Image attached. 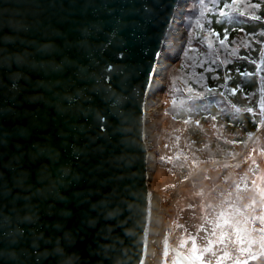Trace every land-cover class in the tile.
I'll return each instance as SVG.
<instances>
[{"label": "water", "instance_id": "obj_1", "mask_svg": "<svg viewBox=\"0 0 264 264\" xmlns=\"http://www.w3.org/2000/svg\"><path fill=\"white\" fill-rule=\"evenodd\" d=\"M186 2L0 0V264H143L145 115Z\"/></svg>", "mask_w": 264, "mask_h": 264}, {"label": "trees", "instance_id": "obj_2", "mask_svg": "<svg viewBox=\"0 0 264 264\" xmlns=\"http://www.w3.org/2000/svg\"><path fill=\"white\" fill-rule=\"evenodd\" d=\"M183 24L186 42L168 70L163 112L188 124L182 134L193 159L158 160L181 180L239 157L264 124V0H189ZM161 133L168 136L166 126Z\"/></svg>", "mask_w": 264, "mask_h": 264}, {"label": "rangeland", "instance_id": "obj_3", "mask_svg": "<svg viewBox=\"0 0 264 264\" xmlns=\"http://www.w3.org/2000/svg\"><path fill=\"white\" fill-rule=\"evenodd\" d=\"M164 91L148 120L155 164L151 189L164 226L153 252L157 264H195L194 252L206 264L264 263V124L239 157L193 168L181 180L178 172L158 164L159 157L177 154L189 165L193 159L182 134L188 124L177 125L163 112ZM164 126L167 137L158 134Z\"/></svg>", "mask_w": 264, "mask_h": 264}, {"label": "bare ground", "instance_id": "obj_4", "mask_svg": "<svg viewBox=\"0 0 264 264\" xmlns=\"http://www.w3.org/2000/svg\"><path fill=\"white\" fill-rule=\"evenodd\" d=\"M183 33L181 30H179V21L175 22L174 29L169 34V41L164 49V53L166 56H173L177 53V50H179V46L181 45ZM168 57H166L162 65H165L167 62ZM160 66V65H158ZM165 75L164 68H160L157 70L155 75V81L157 80L158 83H161L159 81L160 78H163ZM158 95V94H157ZM156 102L153 104L152 101L147 105V111L145 118H150L156 111ZM148 124V121L145 122V124ZM151 146V145H150ZM153 149V147L151 146ZM151 165H154V161L152 159ZM163 224H162V215L159 213V199L156 192L153 190L150 193V214H149V220L147 225V239H146V251L144 255V261L143 264H157L158 257L154 256V249L156 246L160 244L161 238H162V230H163Z\"/></svg>", "mask_w": 264, "mask_h": 264}, {"label": "built area", "instance_id": "obj_5", "mask_svg": "<svg viewBox=\"0 0 264 264\" xmlns=\"http://www.w3.org/2000/svg\"><path fill=\"white\" fill-rule=\"evenodd\" d=\"M162 68V67H161ZM158 69H160V68H157V70ZM164 71H165V75H164V77L163 78H160L159 79V81L161 82V83H159V85L160 84H163L164 82H165V77H166V69L164 68ZM157 81V80H156ZM157 83H158V81H157ZM157 90V89H156ZM158 94V95H157ZM159 96H160V92H155V96H154V100L152 101V103L154 104L155 102H156V107L158 108V106H159V101H157L158 100V98H159ZM157 110V109H156ZM149 120V119H148ZM147 120V121H148ZM146 136H147V139L149 140V142H150V145H151V141H152V131L150 130V128H149V124H146ZM152 159H153V157H152Z\"/></svg>", "mask_w": 264, "mask_h": 264}, {"label": "snow or ice", "instance_id": "obj_6", "mask_svg": "<svg viewBox=\"0 0 264 264\" xmlns=\"http://www.w3.org/2000/svg\"><path fill=\"white\" fill-rule=\"evenodd\" d=\"M253 18H256V17H253Z\"/></svg>", "mask_w": 264, "mask_h": 264}]
</instances>
